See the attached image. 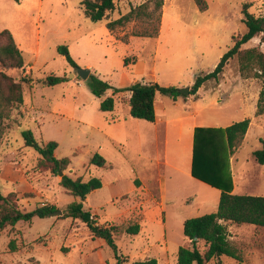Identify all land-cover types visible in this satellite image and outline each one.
<instances>
[{
    "label": "rangeland",
    "instance_id": "rangeland-1",
    "mask_svg": "<svg viewBox=\"0 0 264 264\" xmlns=\"http://www.w3.org/2000/svg\"><path fill=\"white\" fill-rule=\"evenodd\" d=\"M206 1L208 10L201 12L194 0H164L159 37L139 38L133 33L152 31L155 19L132 22L113 32L108 24L147 0H115V11L101 22L85 15L83 0H0V31L12 33L26 59L23 69L7 73L16 82L25 77L34 81L32 86L23 85L24 104L15 107L5 122L0 192L15 194L23 212L43 205L63 212L2 231L0 264H117L114 251L103 240L95 239L81 221L65 217L76 198L61 187L63 176L54 175L26 146L24 131L31 130L42 145L58 144L57 158L72 161L65 174L85 182L102 181L103 187L84 202L99 224L141 225L137 236L122 232L116 237L129 264L147 259L176 264L179 248L188 242L184 221L215 213L222 190L264 197V165L254 156L264 145V115L256 116L264 81L243 76L238 58L228 63L219 81L205 83L196 96L190 93L175 102L159 94L155 123L131 117L129 92L109 91L107 97H114L116 108L102 112V99L92 94L89 79L78 75L79 69H89L118 89L156 83L191 90L199 76L214 72L233 48L234 38L247 32L244 6L264 17V0ZM155 6L150 3V10ZM64 47L78 68L59 52ZM251 48L264 52V36L243 47ZM50 75L67 81L55 87L42 85ZM248 119L251 126L244 141L230 154L226 128ZM196 147L197 157L203 156L201 151L219 153L205 169L206 181L192 177ZM96 153L107 160L106 168L90 165ZM162 179L166 215L158 204ZM150 180L156 189L150 183L140 193L136 181L141 188ZM228 230L243 263L224 257L223 264H264V228L228 224ZM13 240L17 252L10 249Z\"/></svg>",
    "mask_w": 264,
    "mask_h": 264
},
{
    "label": "trees",
    "instance_id": "trees-1",
    "mask_svg": "<svg viewBox=\"0 0 264 264\" xmlns=\"http://www.w3.org/2000/svg\"><path fill=\"white\" fill-rule=\"evenodd\" d=\"M20 3L21 0H14ZM201 12L208 10L206 0H194ZM155 3V9L150 10V3ZM85 15L94 22L103 21L108 13L115 11V0H83ZM164 0H147L141 6L132 9L130 13L120 19L110 22L108 28L113 32L118 27L123 28L132 22L149 23L155 19L156 23L152 31L134 32V37L139 38H158L161 31L162 9ZM249 5L243 9L244 23L247 32L243 36L234 38L233 48L226 53L214 72L199 76L191 89V95L196 96L205 83L209 81H219L224 73L228 63L238 58L240 73L246 78H257L264 81V52L258 48L244 50L243 47L255 38L264 36V17H256L249 12ZM6 41V43H4ZM59 52L67 57L68 62L78 68L76 62L68 54L67 48H60ZM24 52L17 46L12 33L8 30L0 31V140L4 132L5 122L10 119L12 110L24 104L25 97L23 85L34 84L31 78H22L16 82L8 75L10 70H20L26 65ZM67 81L64 77L50 75L42 81V85L55 87ZM92 94L102 99L101 111L111 113L116 108L114 97H107L109 91L115 93L129 92L130 97V115L133 119L155 123L157 120L156 100L159 94L171 97L178 101L183 95L178 88L161 87L156 83H135L127 89H118L103 81L98 76L92 74L87 81ZM264 115V85L261 97L258 102L257 117ZM251 126V120H245L235 123L226 128L225 133L228 142L229 153L233 154L238 145L244 141ZM23 138L27 147L34 149L41 157L40 163L49 166L54 175L60 176L64 173L60 185L66 189L76 201L71 203L65 211V217L85 224L95 239L103 240L108 247L115 253L117 264H129L120 254L117 245V236L125 233L129 236H137L141 233L142 227L138 223H129L126 227L117 225H101L98 223L97 216L91 211L85 209L84 202L87 201L90 194L103 187L99 179H91L85 182L82 178L74 179L65 174L72 166L69 158L58 159L56 151L58 144L50 142L42 145L31 130L23 132ZM197 157V147L195 149L192 176L201 181H206L205 169L215 157L219 155H206ZM217 154V155H216ZM256 161L264 165V145L263 149L255 152ZM223 162V161H222ZM91 166L100 169L107 167V160L96 153L90 162ZM72 174V170H70ZM137 186H139L136 181ZM221 189V187H218ZM57 208L53 205H43L31 212H23L17 205V196L11 194L4 196L0 192V233L9 227L14 228L20 222H32L35 218L45 219ZM228 224L237 226L250 225L264 228V197L235 195L229 191L222 190L218 209L215 213L207 214L202 217L191 218L184 223V235L188 242L181 246L178 251L177 264H223L222 258L227 257L243 263V258L238 248L230 240ZM12 252H17L16 241L10 243ZM133 264H158L156 259H147Z\"/></svg>",
    "mask_w": 264,
    "mask_h": 264
},
{
    "label": "crops",
    "instance_id": "crops-1",
    "mask_svg": "<svg viewBox=\"0 0 264 264\" xmlns=\"http://www.w3.org/2000/svg\"><path fill=\"white\" fill-rule=\"evenodd\" d=\"M87 68H89V67H87ZM131 97V96H130ZM175 102H177V101H175ZM163 110V109H162ZM129 111H130V109H129ZM156 111H157V113L159 112V107L157 106V100H156ZM157 121V120H156ZM193 177V176H192ZM194 178V177H193ZM150 183H151V187H153V189H156V185L154 184V182H152L151 180H150V182L149 181H147V184H145L144 182H142V187L140 188L139 186H138V191L141 193L143 190H147L148 189V186H150ZM150 190H151V188H150ZM152 191V190H151ZM158 192H159V194L161 195V202L160 203H158V204H160V206L162 207V209H163V212H165V215L167 214V210H168V200H167V197H166V186H165V182H164V180L162 179V181L160 182V184H159V187H158ZM221 196V195H220ZM184 223H185V221H184ZM184 223H183V226H184ZM223 259V258H222ZM177 263H178V260H177ZM176 263V264H177Z\"/></svg>",
    "mask_w": 264,
    "mask_h": 264
},
{
    "label": "water",
    "instance_id": "water-1",
    "mask_svg": "<svg viewBox=\"0 0 264 264\" xmlns=\"http://www.w3.org/2000/svg\"><path fill=\"white\" fill-rule=\"evenodd\" d=\"M92 74L91 70L89 69H79L78 70V75L83 79V80H88L90 75ZM182 95H189L191 93V90L189 88L187 89H181L179 90ZM60 176H64V173H61ZM57 214L62 215V211H57Z\"/></svg>",
    "mask_w": 264,
    "mask_h": 264
}]
</instances>
